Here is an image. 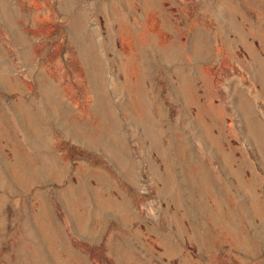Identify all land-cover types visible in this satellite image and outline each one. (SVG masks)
Here are the masks:
<instances>
[{
  "label": "rangeland",
  "instance_id": "374dc122",
  "mask_svg": "<svg viewBox=\"0 0 264 264\" xmlns=\"http://www.w3.org/2000/svg\"><path fill=\"white\" fill-rule=\"evenodd\" d=\"M0 264H264V0H0Z\"/></svg>",
  "mask_w": 264,
  "mask_h": 264
}]
</instances>
